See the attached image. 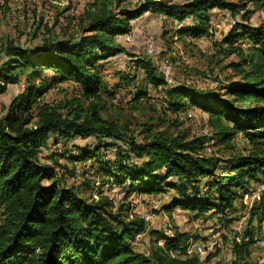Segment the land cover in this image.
<instances>
[{
	"label": "trees",
	"instance_id": "obj_1",
	"mask_svg": "<svg viewBox=\"0 0 264 264\" xmlns=\"http://www.w3.org/2000/svg\"><path fill=\"white\" fill-rule=\"evenodd\" d=\"M217 7L230 9L234 15L242 9L226 0H188L183 4L145 0L134 9L118 10L105 4L95 13L94 7L88 10L89 23L82 25L83 35L77 39L51 42L41 51L9 48L8 59L0 65V94L19 82L20 72L27 74L28 86L8 111H0V264H207L197 255H170V249L186 243L190 237L186 232L166 235L151 229L156 245L148 254L135 250L128 238L144 230V220L127 219L102 192L98 197L81 196L57 177L55 166L41 161L39 153L51 137L55 141L77 135L94 137L101 144L93 149L81 147L79 155L67 157L88 159L100 148L111 147L115 158L104 162L102 169L114 182L123 183L128 178L131 186L139 182L147 192L159 190L163 184L173 187L181 199L173 201L169 209L182 204L200 212H224L231 207L246 177L264 168V25L238 23L223 39L227 53L238 52L242 64L251 66L250 70H240L241 79L225 93L203 94L189 87L167 91L169 108L178 111L189 102L207 112L213 138L229 143L234 134L242 132L256 146L249 154L230 159L229 174H216L219 159L207 154L201 137L153 132V127L147 126L138 140L127 126L102 114V90L107 89L99 62L127 54L117 37L131 30V20L148 11L162 12L180 22L193 18L195 25L182 32L201 37L209 33L208 11ZM244 40L252 44L247 54L235 46ZM138 64L145 68L147 80L155 85L163 83L148 63L140 60ZM46 70L55 75L44 78ZM35 79H39L38 84ZM56 79L76 81L80 97L65 104V112L48 103L35 111L37 97L47 93ZM199 176L211 177L215 185L202 197ZM171 177L177 180L167 181ZM159 240H163L160 245ZM246 244L236 243V252ZM232 264L239 263L234 260Z\"/></svg>",
	"mask_w": 264,
	"mask_h": 264
},
{
	"label": "rangeland",
	"instance_id": "obj_2",
	"mask_svg": "<svg viewBox=\"0 0 264 264\" xmlns=\"http://www.w3.org/2000/svg\"><path fill=\"white\" fill-rule=\"evenodd\" d=\"M0 0V65L8 59L11 46L41 51L46 44L59 40L79 38L83 35L82 25L89 23V9H134L145 0ZM163 1V0H156ZM186 3L188 0H173ZM241 5L235 15L230 9L213 8L210 15L209 33L192 37L184 31L195 25L193 18L180 22L162 12L148 11L130 21L131 30L118 35L117 39L126 49L99 62L101 76L107 91L102 90L106 118L118 121L138 140L144 127L167 134H184L188 138L201 137L207 154L218 157L217 175L230 173L229 161L237 155H247L256 146L242 132L233 135L229 143L214 137L208 123V114L198 105L186 102L184 108L175 111L169 108L167 91L172 87H189L199 93L222 92L241 79L240 70H250L243 65L238 52L227 53L223 42L229 31L238 23L250 26L264 25V0H226ZM96 4V5H95ZM119 5V6H118ZM90 33V32H89ZM252 44L241 41L239 46L248 53ZM145 61L154 69L163 83L155 85L146 79L145 68L138 64ZM141 63V62H140ZM238 64V66H236ZM55 75L46 70L44 78ZM25 72L20 80L8 86L0 94V111H8L11 102L25 93L28 86ZM35 84L39 79L34 80ZM2 84V82H1ZM79 84L74 80L56 79L53 87L38 96L34 110L42 103H48L59 111H67L69 101L80 97ZM187 101V100H185ZM87 104V101H84ZM101 144L94 137L75 136L71 140L52 137L48 145L41 148L42 162L55 166L57 177L68 186L74 187L84 197H98L100 192L113 199L127 219L144 220V230L128 238L132 247L148 254L156 245L154 229L174 235L176 231L186 232L191 247L197 243L205 249L197 254L207 264H264V168L246 177L244 187L238 188L239 196L224 212L215 210H191L182 204L168 208L176 199H181L175 188L164 185L159 190L147 192L139 182L134 186L126 178L123 183L114 182L102 169L103 163L115 158L113 148H100L88 159L74 160L68 155H79L81 147ZM55 159L58 161L56 166ZM113 169L112 166H109ZM161 170H157L160 172ZM163 171V170H162ZM161 171V172H162ZM202 197L210 187L211 177L202 176ZM168 178L167 181H176ZM49 182L46 181L45 185ZM211 191V190H209ZM208 191V195H210ZM247 243L243 250L236 252V243ZM159 240L157 244H162ZM240 249V248H239ZM208 256L210 258L208 259Z\"/></svg>",
	"mask_w": 264,
	"mask_h": 264
},
{
	"label": "built area",
	"instance_id": "obj_3",
	"mask_svg": "<svg viewBox=\"0 0 264 264\" xmlns=\"http://www.w3.org/2000/svg\"><path fill=\"white\" fill-rule=\"evenodd\" d=\"M191 245H192V243H187L186 245L184 244L183 246H181L179 248L170 249L169 253L172 257H177V256L186 257V256H190V255H197L199 253H203V251L205 249L199 243H197L193 247H191Z\"/></svg>",
	"mask_w": 264,
	"mask_h": 264
}]
</instances>
